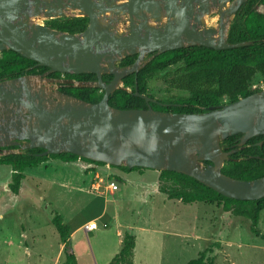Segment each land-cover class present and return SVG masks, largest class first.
<instances>
[{
	"label": "water",
	"instance_id": "1",
	"mask_svg": "<svg viewBox=\"0 0 264 264\" xmlns=\"http://www.w3.org/2000/svg\"><path fill=\"white\" fill-rule=\"evenodd\" d=\"M247 1L0 0V54L12 50L49 68L42 75L0 81V157L43 149L41 156L67 153L108 167L180 173L233 200L263 199L264 177L242 181L222 169L250 139L264 135V89L193 114L155 110L151 103L157 100L138 89L136 96L146 100L147 109L109 103L119 89L132 93L124 78L163 53L250 45L229 42L233 18ZM215 11L217 28L207 24ZM69 17L88 18L87 29L70 34L45 24ZM134 55L138 58L131 66L118 65ZM53 73L62 77L50 78ZM66 74H95L97 80L76 81ZM106 74L113 80L105 82ZM61 86L100 88L105 94L89 103L61 92ZM238 134V148L225 152L221 142Z\"/></svg>",
	"mask_w": 264,
	"mask_h": 264
},
{
	"label": "rangeland",
	"instance_id": "2",
	"mask_svg": "<svg viewBox=\"0 0 264 264\" xmlns=\"http://www.w3.org/2000/svg\"><path fill=\"white\" fill-rule=\"evenodd\" d=\"M219 22L216 11L207 17L209 27L217 28ZM254 84L264 89L260 76ZM149 87L155 99L184 95L168 92L160 80ZM78 161L50 159L27 169L19 195L8 186L11 168L0 166V264H66L64 245L52 222L55 211L73 230L69 240L78 264H101L100 246L117 242L118 225L140 240L136 264H144L146 247L151 248V264H189L209 246L216 264H264V240L251 232L248 219L224 212L222 206L170 200L141 185L138 171L123 174L101 168L99 173L115 179L117 188L98 195L92 188L95 176L83 172ZM92 221L98 230L86 232L84 226ZM259 230L264 234V211Z\"/></svg>",
	"mask_w": 264,
	"mask_h": 264
},
{
	"label": "trees",
	"instance_id": "3",
	"mask_svg": "<svg viewBox=\"0 0 264 264\" xmlns=\"http://www.w3.org/2000/svg\"><path fill=\"white\" fill-rule=\"evenodd\" d=\"M47 26L67 32L80 34L89 25L85 17H69L50 20ZM229 42H251L250 45L234 49L214 50L203 46H193L168 51L156 56L138 74H131L124 78V87L132 91L119 89L110 97L109 103L118 109H147L145 99L136 96V89L143 95L155 99L151 93L150 83L160 80L167 91H177L184 95L171 96L167 99H156L152 103L155 110L173 113H202L211 107L235 102L241 98L257 93L263 86H256L254 80L260 76L264 80V0H248L236 15L229 30ZM153 56L150 54L147 58ZM138 55L129 56L119 62L120 67L131 66ZM49 68L42 67L12 50L0 55V81L18 78L23 75H42ZM50 78H61V73H53ZM66 79L76 81H96L95 74H66ZM114 78L111 74L103 76L105 82ZM60 91L77 99L98 103L105 91L100 88H83L61 86ZM242 134L231 136L221 142L225 152L238 148ZM260 143H262L260 145ZM10 147L9 149H16ZM43 149L26 150L22 154H9L0 157V166L10 167L12 170L9 188L15 195H19L25 171L39 167L50 159H61L66 163L81 160L94 163L73 154H59L41 156ZM105 166L103 163H94ZM125 173L149 170L143 168H128L126 166L113 167ZM222 172L227 176L242 180L254 181L264 177V135L250 139L244 147L231 155ZM159 191L166 194L170 200H177L185 205L204 203L222 206L224 212L232 211L237 217H243L251 222V232L264 240V234L259 230L261 213L264 211V198L257 201H238L227 198L206 185L189 176L169 171L160 172ZM52 222L64 245L66 264H78L77 257L70 243L72 229L64 223L60 214L53 213ZM136 226V225H135ZM137 236L129 231L123 234L120 252L110 264H134V253ZM189 264H216L212 246L205 248Z\"/></svg>",
	"mask_w": 264,
	"mask_h": 264
},
{
	"label": "crops",
	"instance_id": "4",
	"mask_svg": "<svg viewBox=\"0 0 264 264\" xmlns=\"http://www.w3.org/2000/svg\"><path fill=\"white\" fill-rule=\"evenodd\" d=\"M78 162L80 163V166H81L83 172H89L90 174H93L94 176L96 175L92 171L83 169V167H82V165L84 163L83 161L80 160ZM118 171L120 173H123V174H129V173L122 172L120 170H118ZM138 172H139V178H140L141 185H144L145 188L153 187V189L155 190L156 193L161 194V192L159 191V186H160V180H159L160 172L159 171H156V170H142V171H138ZM132 173H134V172H132ZM116 195H117V192H115L114 198H115ZM120 197L122 198L121 195H120ZM118 199H116V200H118ZM93 222H95V221H93ZM85 226H84V230H85ZM98 228H99V226H98ZM114 231H115L116 236H117V242L111 243L108 240L104 246H102V247L100 246L99 261H100L101 264H107V263L110 264V262L113 260V258L121 250L122 242L120 243V238H123V234L124 233L119 228V225L114 228ZM86 232H91V231H86ZM72 234H73V230H72L71 236H72ZM137 241H140L138 237H137ZM137 241H136V248H135V253H134V264H136L135 261H136L137 253H138V250H139L138 245H137ZM150 249H151L150 247L149 248L146 247V255H144L145 258L144 257L142 258L141 263L151 264L150 262H153L151 260L152 259L151 255H149ZM77 261H78V259H77Z\"/></svg>",
	"mask_w": 264,
	"mask_h": 264
},
{
	"label": "built area",
	"instance_id": "5",
	"mask_svg": "<svg viewBox=\"0 0 264 264\" xmlns=\"http://www.w3.org/2000/svg\"><path fill=\"white\" fill-rule=\"evenodd\" d=\"M84 170H89L94 172L96 175L94 177L93 183H92V188L93 191L98 194V195H104L106 194L108 191H115V189L117 188V183L115 181V179H113L111 176H105L103 173H99L101 170V168L106 167V168H110L108 166H99L97 164L94 163H83L82 165ZM98 229V224L97 222H89L86 226H85V230L86 231H94Z\"/></svg>",
	"mask_w": 264,
	"mask_h": 264
},
{
	"label": "flooded vegetation",
	"instance_id": "6",
	"mask_svg": "<svg viewBox=\"0 0 264 264\" xmlns=\"http://www.w3.org/2000/svg\"><path fill=\"white\" fill-rule=\"evenodd\" d=\"M1 55V54H0ZM152 104V103H151ZM152 106V105H151Z\"/></svg>",
	"mask_w": 264,
	"mask_h": 264
}]
</instances>
